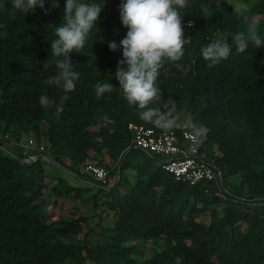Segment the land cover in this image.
<instances>
[{"label":"trees","instance_id":"obj_1","mask_svg":"<svg viewBox=\"0 0 264 264\" xmlns=\"http://www.w3.org/2000/svg\"><path fill=\"white\" fill-rule=\"evenodd\" d=\"M115 2L119 5L120 0ZM58 4L59 6H53L49 0L44 9L37 7L35 12L24 15L13 8L11 0H0V44L6 37H21L13 52L0 50V123L4 122V128H8L15 120L38 122L43 118L55 116L60 108L57 131L61 132L66 142L64 146L80 154L82 150L78 147L82 145L76 141L77 137L74 135L84 137L90 133L86 129L88 118L96 114L117 113L119 117L111 127L112 132L108 134L111 139L110 150L119 157L117 173L121 174L128 167L130 156L142 155L145 158L144 164L158 163L153 173L147 178H138L125 196H116V203L122 208L128 229L136 233L138 230L155 228L161 231L172 228L181 234L177 226L172 224L173 218L176 221L179 218L171 215L166 209L167 197L161 196L157 203L154 201L151 189L155 185V178L164 174L173 188L189 187L202 190L218 186L210 181H201L196 185L177 181L172 174L161 168L160 156L130 146V122L163 130L154 123L144 121L140 116L142 109H132L134 106L119 108L114 101L115 93L97 98L95 91L80 83V77L75 89L67 93L69 98L66 101L63 99L64 91L49 84V79L58 72L55 63L57 58L50 50V38L56 37V27L63 23L64 0H58ZM263 9L264 0H259L258 6L252 10L239 9L221 0H187V6L178 9L182 15V26L185 27L184 54L177 61L165 60L157 85L170 95L192 89L191 96L195 97L197 118L200 121L205 118L210 120V124L205 126L208 133L218 141L220 149L224 150L223 156L236 157L229 169L222 165L221 158L210 157L222 172L221 190L235 203L226 208L223 217L226 228L216 237L197 241L195 236L189 233V236H179L182 238L176 240L172 249L157 257L158 264L170 254L178 255L185 264H215L211 255L223 258L219 244L224 238L228 243V260L224 264H264V249L258 244L257 237H252L253 241H249V232H242L240 235L233 227L235 219H243L250 223L251 228L254 224V227L258 226L264 230V217L249 219L247 214L239 209L250 200L256 202L258 199V202L264 203V46L255 47L254 39L249 38L246 39L247 49L240 52V40L235 39L242 38L240 24L251 21L252 15ZM188 21L192 22L191 27H188ZM126 31L121 24L107 23L100 18L84 49L70 53V59L86 60L92 55H105L109 60H118L122 53L119 50H110L108 42H119ZM28 41L36 53L31 62L25 55L26 44L23 45L29 43ZM218 41L227 42L232 52L228 58L209 67V61L203 52L210 44ZM2 54L6 56L3 57ZM80 73L82 75V72ZM101 74L102 71L97 72L96 77L99 78ZM43 95L49 97L48 105H41L39 98ZM227 123L231 124L232 128H224ZM210 125L213 133L209 130ZM78 127L81 129L77 132ZM237 129L250 132L252 147L244 149L233 142L235 136L241 138ZM89 138L83 141L94 147L90 141L92 137ZM44 148L45 151L40 154L33 150L32 155H38L37 158L24 162L20 156L13 157L8 150H3L0 142V264H5L4 261L17 251H25L28 255L22 260V264H52L53 258L60 254L46 243V232L43 233L44 229L38 224L39 212L35 208L36 205L32 204L36 190L32 191L33 195L27 196L24 193L34 185L38 190L42 188V184L25 179L23 175L27 168L43 173L44 163L50 162L47 149ZM76 154L71 155L73 159L77 157ZM74 172L77 177H83L77 170ZM238 172L248 184L247 197L240 191L230 194L226 189L229 188L228 175ZM59 181L72 189L62 178ZM262 215L264 216V204ZM28 225L34 230L30 236L25 234ZM187 237L192 243L187 244ZM84 250L85 255L80 252L71 253L75 264H85L86 260L95 264L130 262L124 248L115 250L110 247L100 252H93L89 248Z\"/></svg>","mask_w":264,"mask_h":264},{"label":"rangeland","instance_id":"obj_2","mask_svg":"<svg viewBox=\"0 0 264 264\" xmlns=\"http://www.w3.org/2000/svg\"><path fill=\"white\" fill-rule=\"evenodd\" d=\"M221 1L245 10L256 8L259 2V0ZM85 2H95L103 6L100 13L102 20L107 23L121 24L115 0H105V2L104 0H85ZM240 26L243 38L255 39L256 36H259L264 40V9L254 13L251 21H244ZM55 39L56 37H51L50 41ZM235 39L236 41L240 40L239 38ZM19 40L21 37L18 35L6 37L0 44V50L8 53L13 52ZM25 44V55L31 62L36 53L31 48L30 42L23 43L24 46ZM1 56L5 57L6 55L2 54ZM107 58L105 55H92L86 60L71 59L72 68L79 73V81L87 89L95 91L97 84L112 83V91L105 92L103 96L115 93L114 101L117 106L129 108L131 105L125 100L119 88V82L114 75L118 60ZM30 62L27 61L28 64ZM100 71L102 74L97 78L96 74ZM160 89L162 96L153 100L148 107L159 108L166 116L175 117L179 121L191 118L197 125L206 127V124H210L208 123L209 119L205 118L200 121L197 118L195 97L191 96L192 89L182 90L175 95L168 94L162 87ZM132 109H136V107ZM59 110L60 108L58 112ZM58 112L55 116L43 118L38 122L15 120L14 124L8 128H4V122L0 123V142L3 150H8L13 157L20 156L24 162L31 160L35 145L27 146V140L30 137L35 144L46 147L50 157V162L43 165V173L40 174L32 168H27L23 178L42 184L40 190L34 185L32 189L25 190L24 193L29 196L33 195V190H36L37 194L32 204L36 205L35 208L39 212L38 224L44 229L42 232H46L44 237L46 243L60 252L53 258L52 264H75L71 253L80 252L85 255V248H89L93 252H100L102 249L110 247L115 250L122 248L126 250L130 259V262L126 264H158L159 258L157 257L172 249L176 240L182 238L179 236L191 234L197 241H204L210 237H216L226 228L223 222L226 208L235 202L232 201L233 199L230 200L220 187L210 186L202 190L189 187L173 188L171 182L162 174L155 178V185L151 189L152 196L156 203L161 196L167 197L166 209L171 215L179 218L178 221L173 218L172 224L177 226L176 228L181 234L173 231L172 228L161 231L153 228L147 231L138 230L136 233L130 232L122 208L116 203V196H125L136 180L150 176L158 163L144 164L145 158L142 155L130 156L128 167L121 174L117 173L119 157L110 150L111 139L108 135L112 132L111 127L119 117L115 112L96 114L88 118L89 124L86 125V129L90 133L84 137L74 135L77 137L76 141L80 142L83 147H78L82 152L76 154L73 149L64 146L66 142L63 140L61 132L57 131V124L60 121ZM216 124L219 123L216 122ZM224 128H232V125L227 123ZM80 129L81 127H78L77 132ZM209 130L213 133L211 125ZM237 130L240 131L241 138L235 136L233 142L244 149L252 147L253 140L250 132ZM89 136L92 137L90 141L94 147L88 146L83 141L85 138L90 139ZM201 140L206 154L212 159L221 158L220 162L226 166V169H229L235 162V156H223L224 150L220 149V145L213 135L207 132ZM74 154L77 155L74 157L75 160L71 156ZM87 163L100 165L108 170L105 183L92 178L82 170V166ZM75 170L83 174V177H77ZM60 178L65 180L72 189L60 182ZM227 183L229 185V188H226L228 193L235 194L240 191L244 197L248 196L249 187L240 172L229 174ZM259 190L261 189L259 188ZM262 199L264 200V197ZM263 204V202H258V199L256 202L250 200L242 204L239 209L247 214L249 219H259L264 217L262 215ZM233 227L240 235L249 232V241H253L252 237H257L258 244L264 249L263 228L254 227V224L251 228L250 223L243 219H235ZM33 231L30 225L26 226L25 234L27 236L32 235ZM258 236H260L259 239ZM185 241L187 244L192 243L188 237L185 238ZM227 246L226 239H221L219 247L223 252V258L212 254L211 258L215 264H224L228 260ZM27 257L25 251H17L4 263L22 264V260ZM84 263L95 264L91 260H86ZM160 264L185 263L178 255L170 254L162 259Z\"/></svg>","mask_w":264,"mask_h":264},{"label":"clouds","instance_id":"obj_3","mask_svg":"<svg viewBox=\"0 0 264 264\" xmlns=\"http://www.w3.org/2000/svg\"><path fill=\"white\" fill-rule=\"evenodd\" d=\"M48 2L49 0H11L13 8L24 15L35 12L37 7L44 9ZM51 2L53 6H59L58 0ZM186 6L187 0H120L119 19L127 31L119 42H108L110 50L122 53L114 75L125 100L129 105L143 110L140 116L144 121L154 123L162 129L177 127V120L166 116L161 109L150 108L148 105L162 96L157 79L165 60L177 61L184 54L185 27L182 26V15L178 9ZM102 8L95 2L64 0L63 23L56 27L57 38L51 41L50 48L52 55L57 58L55 63L58 72L49 79V84L64 91L65 101L69 98L67 93L75 89L79 77V73L72 68L70 53L84 49L93 29L97 28ZM191 23L187 22L188 27H191ZM253 43L255 47L264 46V40L259 36L255 37ZM247 47L248 41L242 37L238 51L243 52ZM231 52L232 48L227 42L218 41L210 44L203 55L211 67L228 58ZM112 89L113 84L110 82L97 84V98ZM39 99L41 105H48L50 102L46 95ZM184 126L192 130L195 143H199L208 132L206 127L195 124L191 118L185 121Z\"/></svg>","mask_w":264,"mask_h":264},{"label":"built area","instance_id":"obj_4","mask_svg":"<svg viewBox=\"0 0 264 264\" xmlns=\"http://www.w3.org/2000/svg\"><path fill=\"white\" fill-rule=\"evenodd\" d=\"M172 129L157 130L144 124L130 122L128 129L132 137L130 146L144 152L160 156L161 168L173 175L174 179L189 185H196L201 181L214 182L218 187L222 185V172L206 154L202 144L195 143L192 130L179 121ZM39 154L45 151L43 145H37L30 137L27 146H34ZM38 155H32L35 160ZM82 170L92 178L106 182L108 170L106 168L87 163Z\"/></svg>","mask_w":264,"mask_h":264}]
</instances>
